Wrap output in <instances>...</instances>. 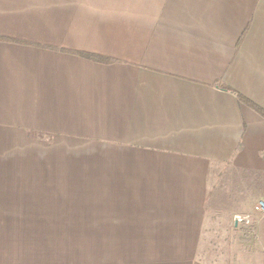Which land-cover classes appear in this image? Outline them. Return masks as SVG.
Here are the masks:
<instances>
[{
  "label": "crops",
  "instance_id": "obj_1",
  "mask_svg": "<svg viewBox=\"0 0 264 264\" xmlns=\"http://www.w3.org/2000/svg\"><path fill=\"white\" fill-rule=\"evenodd\" d=\"M238 96L264 112V0H0V264H239Z\"/></svg>",
  "mask_w": 264,
  "mask_h": 264
},
{
  "label": "rangeland",
  "instance_id": "obj_2",
  "mask_svg": "<svg viewBox=\"0 0 264 264\" xmlns=\"http://www.w3.org/2000/svg\"><path fill=\"white\" fill-rule=\"evenodd\" d=\"M240 209L241 207L237 206L238 212H241V213L245 212V211H241ZM247 215H249L250 221L248 223L246 222L237 223L236 225L240 226V228H238L239 232L236 234L234 241H232V238L234 237H231V242H233L234 249L235 251H237L235 262L239 264H264V256L261 257L260 251L255 252L251 250V249L256 250L260 248V236L256 233V230H255L256 228H254V226L255 225L258 226L259 223H255L254 225V223H252V219L254 222L255 221L257 222V219L260 220L261 218H259L260 216H258L255 213V211L253 212L252 215L250 214H247ZM245 226L251 227V232L250 230H246L248 228H245ZM227 240H228V237H227ZM205 243L206 245H208V236L206 235H204V238L202 240V245ZM212 245H214L213 242H212Z\"/></svg>",
  "mask_w": 264,
  "mask_h": 264
},
{
  "label": "built area",
  "instance_id": "obj_3",
  "mask_svg": "<svg viewBox=\"0 0 264 264\" xmlns=\"http://www.w3.org/2000/svg\"><path fill=\"white\" fill-rule=\"evenodd\" d=\"M254 211L255 213L260 216L263 217L264 216V202L263 201H259L255 206H254ZM236 223H248L250 221V217L249 215H237L235 217Z\"/></svg>",
  "mask_w": 264,
  "mask_h": 264
},
{
  "label": "trees",
  "instance_id": "obj_4",
  "mask_svg": "<svg viewBox=\"0 0 264 264\" xmlns=\"http://www.w3.org/2000/svg\"><path fill=\"white\" fill-rule=\"evenodd\" d=\"M224 89H226V88H224ZM238 97H239L240 100H242L244 103H246V104H248L249 106L255 108L258 112H260L261 114L264 115V112H263L261 109H259L258 107H256L255 105H253L251 102H249L248 100H246V99H244V98H242V97H240V96H238Z\"/></svg>",
  "mask_w": 264,
  "mask_h": 264
},
{
  "label": "water",
  "instance_id": "obj_5",
  "mask_svg": "<svg viewBox=\"0 0 264 264\" xmlns=\"http://www.w3.org/2000/svg\"><path fill=\"white\" fill-rule=\"evenodd\" d=\"M235 224H237L236 221H235Z\"/></svg>",
  "mask_w": 264,
  "mask_h": 264
}]
</instances>
